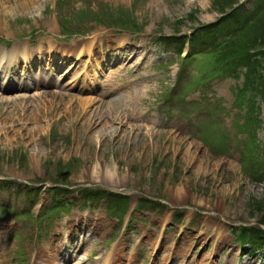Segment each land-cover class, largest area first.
Segmentation results:
<instances>
[{
  "label": "rangeland",
  "instance_id": "374dc122",
  "mask_svg": "<svg viewBox=\"0 0 264 264\" xmlns=\"http://www.w3.org/2000/svg\"><path fill=\"white\" fill-rule=\"evenodd\" d=\"M20 1L0 0V8L2 4L20 7ZM218 1L36 0L35 7L24 5L26 10L32 8L27 12L19 9L10 16L0 12V36L10 34L12 39L15 33L33 45L43 37L55 36L58 45L53 48L60 59L55 54L52 57L58 64L63 63V54L77 59L81 48L83 56L92 55L88 84L93 75L99 80L114 76L123 83L117 78L119 74L112 72L119 62L102 64L100 49L124 52L127 62L144 56L149 75L147 81L138 82L144 88L140 95L124 99L120 93L104 101L106 106H118L121 113L100 133L101 124L91 129L81 116L92 112L97 101L89 108H82L81 101L101 98L82 92L87 85L74 82L75 65L68 59L71 69L58 71H68L62 74L66 81L61 87L69 89L65 94L19 103L23 108L28 106L23 109L26 112L45 115L44 121L28 125L38 130L32 138L28 134L5 135L4 123L0 124V209L2 205L14 206L17 212L41 216L39 220L16 216L6 222L3 220L12 213L0 210V231L8 226L0 237V264H54L48 263L51 257L47 253L51 252L48 247L55 232H50V222L57 214H43V209L62 200L65 189L68 194L64 201L69 208L64 217H91L98 232L97 239L77 253V259L64 264H264L261 237L251 239L256 242L249 240L245 247L239 241L242 227L264 231L259 225L263 215L259 203L264 204V101L259 111L253 106L248 114L252 109L248 107L242 115L234 103L235 87L243 80L210 72L205 75L206 83L184 98L183 89L188 84L176 78L180 55L165 64L156 58L161 53L177 55L182 47L179 36H192L200 25L223 21L233 25L259 2L240 0L232 15L221 19L219 13L227 0L216 6ZM226 26L218 25L214 31L223 33ZM121 29L135 34L118 32ZM64 32L86 36L65 39L61 36ZM86 44L93 49L86 50ZM44 50L34 60L35 66L41 65L39 70L52 66ZM197 58L192 64L195 75L198 70L193 65L202 73L211 70L209 59ZM157 63L165 67H156ZM125 70L120 74L130 79L131 72ZM48 91L60 90L53 87L43 92ZM167 97L176 103L168 105ZM1 105L8 109L14 106L0 99ZM215 106L223 112L218 119L221 127L211 124L216 119L212 113ZM136 110L138 113L132 115ZM132 125L144 127L140 135ZM248 125L254 131L249 138ZM145 128L160 135L146 138ZM53 187L62 191L57 195ZM84 188L111 193V203L85 202L81 197ZM110 209L118 215L111 216ZM253 246L256 250L251 252ZM109 252L114 253L112 260H107Z\"/></svg>",
  "mask_w": 264,
  "mask_h": 264
},
{
  "label": "bare ground",
  "instance_id": "6f19581e",
  "mask_svg": "<svg viewBox=\"0 0 264 264\" xmlns=\"http://www.w3.org/2000/svg\"><path fill=\"white\" fill-rule=\"evenodd\" d=\"M36 0H28V3L25 2L24 0L20 1L19 5L20 7H14V8H9V7H5V5H1L0 8V12L3 11L4 15H15L19 9L23 12H27L29 10H31L32 8L30 7L28 10H26L24 8V5H33L34 7L36 6ZM33 2V3H31ZM31 3V4H29ZM1 12V13H3ZM43 45H48L49 47H52V42L50 41H45ZM87 45V44H86ZM22 47L17 48V46H13L10 50H7L6 48H0V99L3 101H9L12 102L14 104L13 107L11 108H7L5 105H1L0 106V124H2L3 127V131L5 133V135H17L20 134L21 136L23 134H28L30 135L29 137H31V135L33 133H37L38 130L36 129H29L28 125H31L32 122L34 121L33 124L39 123L41 121L45 120V115L39 113L38 111H34L36 113H38L39 115L37 116L36 113H30V112H26L23 109H27L28 106H26V104L24 105L25 107L23 108L21 103L23 100L25 99H39L40 96H47V95H51V96H55V97H60V95L65 94L64 90L61 87V83L59 84V88L60 91L59 92H54V91H48L46 93L43 92V89H48V87H50V82H47V79L44 78V76L42 75H38L36 78H34V82L33 81V77L28 76L26 78L21 77V79L18 78H14V76L10 75L11 70L14 71V75H17L18 71L20 70V65L22 64H29V72L33 73V70H31L32 68H34L35 63L34 60L37 58L35 57V55H43V46H39L37 47V52H33L31 50L28 49L27 45H21ZM93 49V46L89 47V51H91ZM83 51L84 49L81 48V52H79L78 55V60L79 63L81 64H77L76 60L74 59L73 55L72 56H67V55H62V59L61 61H63V63H57L56 61L58 60L57 58H53L52 55H50V52H47L46 50H44V52H46V59L48 64H51V69L47 68L45 69L43 72H49L50 71V75L52 77H56V72L60 71V69H62L63 67L65 68H70L72 63H68V59L70 61L73 62L72 65H75V68L72 70L73 73V77L74 78V82H76L77 80L80 82V80L82 79V76L79 75L82 71L85 70L86 66L91 65V61L92 55H87L86 57L83 56ZM103 51H105L104 54V58H105V62H109L111 60V62L114 59V56L112 54L115 55L114 51L115 50H101L98 51L99 54L103 55ZM52 54H55L56 56H60L58 51H51ZM109 55L111 56V59H108L105 57V55ZM117 54V52H116ZM49 55V56H48ZM48 56V57H47ZM67 57L66 59H63L65 57ZM60 59V57H59ZM90 60V61H88ZM122 60V59H121ZM56 62V63H55ZM59 62V61H58ZM66 62L68 64H66ZM103 63V61H102ZM41 65L35 66V68H39ZM76 66H77V70H76ZM71 69V68H70ZM67 69L64 70L61 74H67ZM20 73V71H19ZM25 76V75H24ZM40 76V77H39ZM15 80H19V82H22L20 84H16ZM88 78L87 77H83L82 81L80 82L81 84H86L87 83ZM108 82H110V79H107ZM55 83H57L60 80H54ZM93 78H89V82H92ZM96 82H98L96 80ZM95 83V79L93 84ZM54 86V85H53ZM131 86H133V83L131 84ZM115 87H117L116 84H111L109 83L104 89L108 90H113ZM68 89H66L67 91ZM95 101H97L98 105L92 109V112H88L86 114H81V116L83 117V121L86 125L89 124V127L92 129L93 126H99L101 124V129H99L98 131L101 133V131H103L104 129L109 127V121H114V120H118L119 118V114L121 113L118 106L113 105L110 103V105L106 106L103 100H99L97 98H84L81 102V106L82 108L85 107V105L89 107H91V103H94ZM136 113H138V110H136L135 112H133L132 115H135ZM16 116H15V115ZM105 116L104 118H99L97 119L100 115ZM18 115V117H17ZM107 115V116H106ZM98 116V117H97ZM107 118V119H106ZM102 119L106 120V121H102ZM149 122H152L151 118H148ZM133 128L137 129L138 135H140L141 131L143 130V126H137V125H132ZM146 129V133H144L143 135H145L146 138H154V136L160 135L158 132L153 131L151 128H145ZM174 132V131H173ZM172 132V133H173ZM27 135V136H28ZM8 139V138H7ZM180 138L177 137H173V140H179ZM181 140V139H180ZM189 151V150H188ZM48 254V253H47ZM57 257V255H50V257ZM58 258H50L48 260V263H58L57 262Z\"/></svg>",
  "mask_w": 264,
  "mask_h": 264
},
{
  "label": "trees",
  "instance_id": "16d2710c",
  "mask_svg": "<svg viewBox=\"0 0 264 264\" xmlns=\"http://www.w3.org/2000/svg\"><path fill=\"white\" fill-rule=\"evenodd\" d=\"M221 1H218L216 6L220 5ZM238 2L239 0H227L225 7L220 10L221 13L232 8ZM129 16L130 13H126L125 17ZM214 55H216L217 63L224 67H230L235 63L242 64L241 67L245 70V83L242 90L239 91L242 92L245 101L240 106L246 108L248 105L252 108L256 99L264 96V0H260L255 13L248 17L239 29L235 30L230 40L215 47ZM235 69L232 72L234 76H237L238 67ZM259 204L260 207H263H261L263 215L259 225L264 226V204ZM252 206L255 208L257 205L253 204ZM242 231L239 241L243 244L255 237H261L264 240L262 229L244 228ZM253 249L256 250V248Z\"/></svg>",
  "mask_w": 264,
  "mask_h": 264
}]
</instances>
